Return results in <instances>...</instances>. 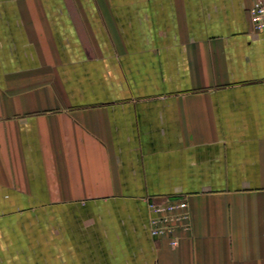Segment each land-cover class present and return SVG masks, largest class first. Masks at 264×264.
<instances>
[{"label": "crops", "instance_id": "1", "mask_svg": "<svg viewBox=\"0 0 264 264\" xmlns=\"http://www.w3.org/2000/svg\"><path fill=\"white\" fill-rule=\"evenodd\" d=\"M256 1L0 0V264H264Z\"/></svg>", "mask_w": 264, "mask_h": 264}, {"label": "built area", "instance_id": "2", "mask_svg": "<svg viewBox=\"0 0 264 264\" xmlns=\"http://www.w3.org/2000/svg\"><path fill=\"white\" fill-rule=\"evenodd\" d=\"M252 31L264 30V0H257L249 9ZM147 227L153 238H166L171 247L179 245L182 237L192 229L191 215L186 198H145Z\"/></svg>", "mask_w": 264, "mask_h": 264}]
</instances>
